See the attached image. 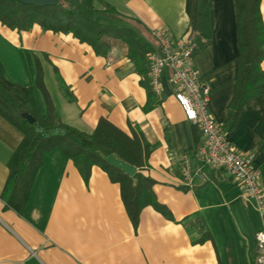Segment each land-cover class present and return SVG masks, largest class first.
<instances>
[{
    "label": "crops",
    "instance_id": "0c3cea01",
    "mask_svg": "<svg viewBox=\"0 0 264 264\" xmlns=\"http://www.w3.org/2000/svg\"><path fill=\"white\" fill-rule=\"evenodd\" d=\"M106 6L136 22L142 35L159 30L180 40L188 31L186 0L94 2L96 10ZM208 7L212 38L191 61L212 86L209 108L223 127L237 74L235 1L210 0ZM261 14L264 23V0ZM0 59L11 82L32 88L42 118L47 104L35 81L37 62L62 123L86 134L101 118L125 132L129 124L137 126L153 146L145 174L155 180V197L172 217L148 206L134 227L119 185L98 167L85 182L59 149L43 154L25 207L17 214L1 194L21 134L0 118V264H258L256 236L264 225L257 205L224 172L202 164L203 137L197 130L196 147L193 124L184 119L166 80L163 91L155 93L157 103L145 111L147 92L123 49L99 56L71 34L38 26L18 32L0 22ZM240 112L225 137L238 151L252 154L264 192V95ZM203 233L211 240L197 243Z\"/></svg>",
    "mask_w": 264,
    "mask_h": 264
},
{
    "label": "trees",
    "instance_id": "16d2710c",
    "mask_svg": "<svg viewBox=\"0 0 264 264\" xmlns=\"http://www.w3.org/2000/svg\"><path fill=\"white\" fill-rule=\"evenodd\" d=\"M95 1L61 0L56 6L38 7L16 0H0V22L6 28L18 32L38 26L43 31L71 34L80 43L90 46L99 56H106L113 48L123 49L141 76L140 84L147 92L148 100L144 108L147 111L157 101L149 85L145 62L147 54L155 50L157 42L150 33L142 35L136 22L120 16L110 6L101 11L96 10ZM209 1L186 0L184 8L189 25L184 39L194 46V52L202 49L212 38ZM234 1L238 30L237 74L234 95L228 106L227 122L223 124L225 133L233 129L240 111L252 98L264 95V69L261 66L264 60L262 0ZM97 17L108 22H101ZM39 66L37 62L35 81L47 104L45 118L39 114L32 88L11 82L0 59V118L21 134V141L7 164L8 177L1 194L6 205L17 214L22 213L35 173L42 165L43 154L59 149L73 162L85 182L89 179L91 169L98 167L108 175L111 182L119 185L124 210L134 227L138 224L141 211L148 206L167 219H172L167 208L155 197V180L145 174L153 146L146 141L141 130L129 124V131L125 132L101 118L94 131L86 134L62 123L54 115ZM23 114L32 117L34 122L30 124L22 117ZM197 130L198 127L193 125L196 147L199 145ZM109 156L135 168L134 175L129 177L109 165L105 161ZM207 240H211L210 235L203 233L197 243Z\"/></svg>",
    "mask_w": 264,
    "mask_h": 264
},
{
    "label": "built area",
    "instance_id": "2783aa9c",
    "mask_svg": "<svg viewBox=\"0 0 264 264\" xmlns=\"http://www.w3.org/2000/svg\"><path fill=\"white\" fill-rule=\"evenodd\" d=\"M151 35L157 42L155 50L146 56L149 85L157 94L163 91L162 80L171 88L174 100L182 110L184 119L198 127L203 137L199 157L202 164L220 170L237 184L245 198L253 200L264 225V192L260 174L253 167L252 154L238 151L226 140L223 127L215 120L209 97L212 86L194 68V46L184 38L171 39L165 32L155 30ZM188 168L184 167L186 179ZM188 181V180H187ZM258 264L264 263V229L256 236Z\"/></svg>",
    "mask_w": 264,
    "mask_h": 264
},
{
    "label": "water",
    "instance_id": "95a60500",
    "mask_svg": "<svg viewBox=\"0 0 264 264\" xmlns=\"http://www.w3.org/2000/svg\"><path fill=\"white\" fill-rule=\"evenodd\" d=\"M61 0H16V2L23 3V4H32L38 7H44V6H56L59 4ZM22 117L28 121L30 124H32L34 119L30 117L27 114H23ZM105 161L115 167L118 170L123 171L124 174H126L129 177H132L135 173V168L132 166L118 160L115 157L109 156L105 158Z\"/></svg>",
    "mask_w": 264,
    "mask_h": 264
}]
</instances>
